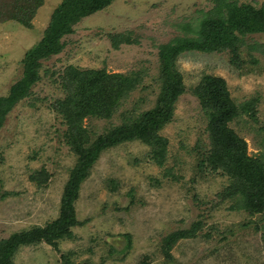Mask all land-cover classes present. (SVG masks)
<instances>
[{
    "label": "rangeland",
    "instance_id": "374dc122",
    "mask_svg": "<svg viewBox=\"0 0 264 264\" xmlns=\"http://www.w3.org/2000/svg\"><path fill=\"white\" fill-rule=\"evenodd\" d=\"M17 1L0 0V97L24 76L26 53L41 42L63 2L28 0L20 13L26 21L19 22L12 9ZM218 1L264 10V0H110L73 24L59 53L41 60V78L0 128V190L7 193L0 200V240L59 218L78 164L65 135L69 121L90 147L134 122L144 124L134 137L99 148L75 201L80 224L72 236L57 247L22 246L14 264H264V209L245 208L247 195L237 189L240 175L264 185V32L242 35L237 64L228 48L186 51L170 62L168 73L184 92L170 122L160 129L148 125L150 112L163 106V47L196 36L190 24L225 17L228 10L220 12ZM66 73L72 78L68 101L60 83ZM119 89L129 94L109 117V111H88L89 97L104 90L106 102ZM206 92L211 107L202 99ZM252 100V109L243 111ZM229 107L235 117L228 127L240 151L228 159L235 163L240 154L238 175L211 168L210 161L207 114ZM261 192L250 194L256 199ZM183 230L192 233L167 245Z\"/></svg>",
    "mask_w": 264,
    "mask_h": 264
},
{
    "label": "trees",
    "instance_id": "16d2710c",
    "mask_svg": "<svg viewBox=\"0 0 264 264\" xmlns=\"http://www.w3.org/2000/svg\"><path fill=\"white\" fill-rule=\"evenodd\" d=\"M28 0H19L16 5L12 8L15 13V19L19 22H25L26 19L20 15L23 10L22 3L28 7ZM223 1V0H221ZM219 2V1H218ZM220 3V12L225 13L224 9L228 12L225 17L221 15H212L203 20L200 25L193 26L190 24V28L196 32L194 37H177L172 43L167 44L163 47L161 52V59L164 63V74L167 84L165 85L162 92L161 101L163 106L157 108V110L150 112L148 119V125H154L155 128L160 129L166 123L171 121L174 104L179 99V96L184 92L183 86L178 88L177 80L168 73V65L174 61L180 54L186 51H200V52H213L217 49L228 48L235 58L232 60L233 63H238L239 47L242 42V35L262 33L264 32V10L257 9L255 6L249 4L243 7H238L236 4L230 3V1H223ZM110 4V0H63L61 5L54 11L49 26L45 31V35L41 42L28 51L25 55V71L24 76L20 81L14 84L10 90L8 96L0 97V128L2 127L8 113L17 105V103L25 98L31 87L39 80L40 68L42 67L41 60L51 55L57 54L61 51L63 44L61 38L64 35L70 34L73 31V24L79 21L82 17L90 15L91 13L97 12L103 9L105 6ZM26 7V6H25ZM90 75V73H85ZM93 75H96L95 73ZM41 78V77H40ZM222 83H225L223 79H220ZM121 81H118L120 83ZM61 87L66 91V100L70 98L72 94V78L66 73L61 78ZM97 89L96 86L92 87L91 90ZM131 89V88H130ZM129 89L121 90L110 99H103L105 91L101 90L95 96L89 97L87 104L89 112H106L104 115L109 117L121 101L129 94ZM102 94V97L100 96ZM227 90H224V95H227ZM100 97L99 99L97 97ZM205 96V103L208 107L212 106L211 99H209L208 92L203 94ZM219 97L221 98V92ZM256 100H252L243 105V111L248 112L252 109V105ZM233 105V103H229ZM250 108V109H249ZM209 121L210 136L213 141L214 147L212 152L215 157L211 156V168H218L219 166L224 167L226 170L234 172L236 175L237 164L239 163L240 154L235 155V163L228 159L230 154L235 151H240L237 138L234 136L233 130H230L228 123L235 117L234 109L229 107L222 111V114L217 115L210 113L207 114ZM131 117V116H130ZM130 117H128L130 119ZM132 121V120H130ZM144 124L132 123L130 126H126V130L114 133L113 136L107 138H101V141L97 142L93 147L88 146L87 142L81 140L79 135L76 136L75 131L69 121V131L66 132L67 140L72 145L76 154L78 155V164L74 173L70 176L68 184L66 185L62 201H61V212L57 220L48 223L46 227L35 228L33 230L23 231L13 234L8 240H0V264H14L13 256L22 246L37 245L42 242H47L54 247L58 246V240L61 238H70L72 236V228L80 224L76 217L75 201L79 198V190L81 184L90 175V169L97 162L99 158V148L101 146H111L117 143H121L134 137L132 131L137 132V126ZM132 125L135 126L132 130ZM141 137V135L139 136ZM236 138V139H235ZM234 148L236 150H234ZM227 156V157H226ZM242 163V161L240 162ZM239 163V165H240ZM229 164L231 168H229ZM260 165V164H259ZM259 169L264 166L260 165ZM237 167V168H236ZM264 176V174H263ZM248 175H240V179L243 183L237 187L238 190L243 189V193L247 195V201L245 202V208L255 211L252 207L253 204L255 209H264V185L251 181V177L247 179ZM262 188L263 192L252 197V193L257 188ZM7 193H1L0 200L5 198ZM263 200V201H262ZM249 202V203H248ZM191 230H183L178 234H173L168 238L170 244L173 245L177 238H187L191 235ZM128 239V248L131 244V236L125 234ZM168 252V250H166ZM66 259V256H64ZM65 264H69L66 262ZM81 264H91V262H84Z\"/></svg>",
    "mask_w": 264,
    "mask_h": 264
}]
</instances>
